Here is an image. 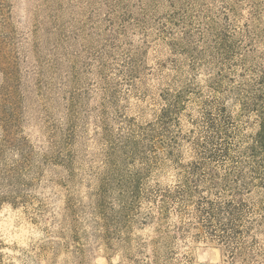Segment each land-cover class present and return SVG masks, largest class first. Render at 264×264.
<instances>
[{
	"label": "rangeland",
	"instance_id": "374dc122",
	"mask_svg": "<svg viewBox=\"0 0 264 264\" xmlns=\"http://www.w3.org/2000/svg\"><path fill=\"white\" fill-rule=\"evenodd\" d=\"M206 172L264 218V0H0V264H131Z\"/></svg>",
	"mask_w": 264,
	"mask_h": 264
},
{
	"label": "trees",
	"instance_id": "16d2710c",
	"mask_svg": "<svg viewBox=\"0 0 264 264\" xmlns=\"http://www.w3.org/2000/svg\"><path fill=\"white\" fill-rule=\"evenodd\" d=\"M198 176L199 181L195 182L199 184H178L156 193L160 198L155 211L148 212L143 219L155 222L154 235L137 242V256L129 258L131 264H189L188 255L179 246L186 243L189 235L216 241L223 262L259 261L263 251L257 247L255 233L264 218L256 219L254 207H248L243 198L252 191L243 172H230L221 177V183L213 172ZM171 211L179 220L165 226Z\"/></svg>",
	"mask_w": 264,
	"mask_h": 264
}]
</instances>
